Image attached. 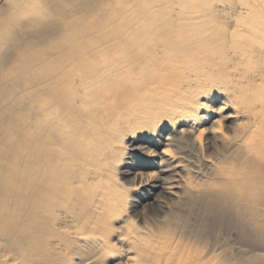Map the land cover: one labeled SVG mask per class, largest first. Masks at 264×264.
<instances>
[{"label": "bare ground", "instance_id": "1", "mask_svg": "<svg viewBox=\"0 0 264 264\" xmlns=\"http://www.w3.org/2000/svg\"><path fill=\"white\" fill-rule=\"evenodd\" d=\"M7 4L0 264H264V0Z\"/></svg>", "mask_w": 264, "mask_h": 264}, {"label": "rangeland", "instance_id": "2", "mask_svg": "<svg viewBox=\"0 0 264 264\" xmlns=\"http://www.w3.org/2000/svg\"><path fill=\"white\" fill-rule=\"evenodd\" d=\"M8 0H0V9H7L8 8V4H7ZM14 1V0H13ZM225 85H223L224 87ZM225 88H227V86H225ZM204 105V108H202L199 113H201V115H204L203 111H206L208 108L211 111H216L217 108L219 107L220 103L217 101H214L213 103H211L209 106H206L205 101H202V103ZM202 111V112H201ZM225 132V130L223 131ZM202 144H204V141L202 142ZM126 147V145H125ZM128 149V150H127ZM130 149L128 147H126V151H125V155L123 156V159L120 161V163L118 164L117 167V177L115 178L116 181H119L122 185L126 186V188L130 191L129 192V197H128V205H127V215L131 216V218L133 217V219H136L132 225H129V229L130 231L134 230L135 228H141L144 226L145 223H152L157 219L156 218V213L154 211H152L151 206L148 205L147 202H143L140 201L139 198H137V194H139L140 196H142L143 198L147 195L145 194V192L143 193V191H141V188L139 187H134L132 185V181H134L133 175H128V176H124L121 175L120 173L123 171V169L125 168V162L127 161V156L130 153ZM128 162V161H127ZM134 162H136L137 164H140V160L138 158L134 159L132 161V163L134 164ZM135 173H137L136 169L134 170ZM140 172V171H138ZM144 172H149V171H144ZM134 187V188H133ZM133 205H136V211L139 213L138 214V218L135 216L136 212L133 211ZM137 215V214H136ZM139 220V221H138ZM118 223L114 224V230L115 233L111 236V241L116 242L115 237H117L119 234L123 233V231L118 230ZM155 238H152V240H154ZM154 242V241H153ZM155 243V242H154ZM117 248V247H116ZM120 257V254L118 253H112L108 255V260L106 262V264H114L116 263Z\"/></svg>", "mask_w": 264, "mask_h": 264}]
</instances>
